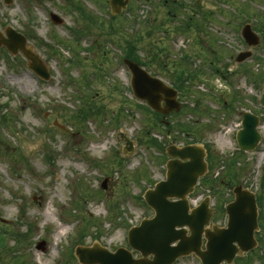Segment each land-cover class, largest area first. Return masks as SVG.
Segmentation results:
<instances>
[{
  "label": "rangeland",
  "instance_id": "374dc122",
  "mask_svg": "<svg viewBox=\"0 0 264 264\" xmlns=\"http://www.w3.org/2000/svg\"><path fill=\"white\" fill-rule=\"evenodd\" d=\"M206 1L215 4L207 6L209 26L222 37V42L209 43L217 50L214 55L221 56L211 66V52L204 53L200 64L209 67L193 73L180 98L182 108L167 120L174 126L185 124L190 139L212 148L208 177L220 179L199 188L215 193L212 223L225 225L222 209L233 199L231 186L241 184L258 194L259 244L232 264H264V107L259 104L264 90V0ZM143 2L131 1L124 15L111 21L105 0H0L2 36L7 27L25 35V46L34 48L50 74L47 80L37 77L21 52L12 55L0 46V264H77L74 247L94 242L110 249L129 248L127 227L153 215L142 194L163 178L166 155L160 147L170 138L173 143L176 129L167 141L155 132L164 127L137 106L141 103L127 89L128 73L116 49L126 39L142 53L166 46L157 23L138 35L131 24V35L120 29L124 18L142 23L148 17ZM186 11L191 13L190 8ZM239 11L241 24L248 21L261 37L243 65L234 60L236 52L246 48L236 42ZM50 12L63 21H49ZM193 38L176 40L181 48L189 43V63V54L202 50L194 47ZM214 66L223 73L213 72ZM159 74L171 80L173 73ZM223 100L232 108H224ZM241 109L262 118L260 147L251 153L239 152L234 142L232 125ZM120 133L133 142L128 155ZM104 177L105 190L99 186ZM59 216L68 225L60 224ZM40 240L45 241L43 250L36 247ZM175 264L199 261L186 257Z\"/></svg>",
  "mask_w": 264,
  "mask_h": 264
},
{
  "label": "water",
  "instance_id": "95a60500",
  "mask_svg": "<svg viewBox=\"0 0 264 264\" xmlns=\"http://www.w3.org/2000/svg\"><path fill=\"white\" fill-rule=\"evenodd\" d=\"M114 1L124 5L122 0H110L113 9ZM54 19L57 21L56 16H54ZM7 34L9 40H2V43L12 51L20 48L31 60L30 67L37 73L46 76V72L36 55L24 49V39H20L13 31H8ZM243 35L249 44L254 45L258 41L249 25L243 28ZM247 55H249V52L242 53L238 59H242ZM131 68L134 74L133 87L135 93L139 97L147 99L156 110H161L157 102L158 95L160 92L166 93L169 91L168 88L149 77L136 65H131ZM262 103H264V93ZM167 106L173 107L174 104L168 102ZM175 108L177 109L178 106H175ZM256 123V117L247 112L243 113V129L237 135L241 148L251 149L258 140L259 134L255 130ZM127 143L130 144V142ZM169 153L181 159L189 157V161L182 163L174 159L168 162L167 180L159 182L154 190H149L145 194L147 203L155 210L154 218L143 221L141 226L132 230L129 237L131 246L139 249L143 254L152 252L154 259L151 261L132 259L131 255L123 249H118L115 253H108L98 246L93 248L78 247L76 252L84 264H170L177 256L188 254L190 251H194L203 264H220L223 259L229 262L233 257L234 251L237 249L233 245V241H236L243 250H247L254 245L252 238L253 230L256 228L254 200L250 193L237 187L235 189V201L226 208L229 214L228 227L226 229L213 227V232L207 231L205 233L208 238L206 250H200L202 227L204 223H207V216H205L203 210L205 205L192 210L188 214L185 195L191 190L198 175L202 174L205 169L202 160L203 152L198 147L185 146L179 150L172 149ZM168 196L179 199L168 201ZM184 224L190 228L191 236L189 238L184 237L181 230L174 229L176 225L181 226ZM177 239H180L178 244L170 246V243ZM40 245H42V242Z\"/></svg>",
  "mask_w": 264,
  "mask_h": 264
},
{
  "label": "flooded vegetation",
  "instance_id": "af4514ba",
  "mask_svg": "<svg viewBox=\"0 0 264 264\" xmlns=\"http://www.w3.org/2000/svg\"><path fill=\"white\" fill-rule=\"evenodd\" d=\"M145 1L149 4L150 12L147 14L149 16L145 18L142 23H135V20L131 21V19L128 20L127 18H124L125 24L122 23L120 26L131 28L129 26V24H131L133 29L135 28L136 30L135 34L138 35L147 25V27H150L157 23L155 29L162 32L159 39L165 38L167 43L166 46L158 49H151V47L148 49L146 48V50L144 49L143 53L139 52L142 58L135 60L138 63H142L143 67L150 74L158 76L160 72L173 73L171 74L172 79H167V82L173 85L174 88L178 89L182 85V72H193L200 67L199 64L195 62V58L204 56V53L206 52H211L210 54H212V59L208 60L209 65L212 66L214 65L215 61H218L220 56L213 54L214 50L211 48L209 43V41L212 42V38L209 33L211 9L207 7L208 5L210 6V3L203 0ZM199 6L201 7L198 10ZM187 8H190L191 13L186 11ZM195 14H198V16H195ZM120 16H122V12L120 13ZM191 35L194 37L192 40V42H194V46L199 44L198 46L202 47L201 52L193 51L192 54H189L192 57L193 63H189V61H187L188 55L186 54V51H180L179 49L175 48L177 42L176 40H179L181 37L189 39L192 38ZM147 36L150 35L148 34ZM127 52L132 56L134 55V50L132 48ZM203 65L202 67H209V65L204 63ZM213 68L218 72H222V69L218 68V66H214ZM161 104L163 105L164 101H162ZM174 114L176 113L171 112L166 116L160 114L159 123H162L168 128L171 123L170 120H167V118ZM177 126L178 123H176L174 127ZM170 131L171 128L169 129V132ZM170 139L167 141L168 143H171ZM177 141V136L175 135L173 137V143L179 144L180 142ZM221 182L223 181L221 180Z\"/></svg>",
  "mask_w": 264,
  "mask_h": 264
},
{
  "label": "bare ground",
  "instance_id": "6f19581e",
  "mask_svg": "<svg viewBox=\"0 0 264 264\" xmlns=\"http://www.w3.org/2000/svg\"><path fill=\"white\" fill-rule=\"evenodd\" d=\"M57 236H58V232H57V234H56Z\"/></svg>",
  "mask_w": 264,
  "mask_h": 264
}]
</instances>
